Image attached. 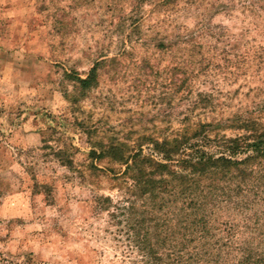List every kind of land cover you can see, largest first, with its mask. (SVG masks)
Instances as JSON below:
<instances>
[{"label": "rangeland", "instance_id": "rangeland-1", "mask_svg": "<svg viewBox=\"0 0 264 264\" xmlns=\"http://www.w3.org/2000/svg\"><path fill=\"white\" fill-rule=\"evenodd\" d=\"M234 116L264 127V0H0V264H145L99 148ZM219 214L190 264H231Z\"/></svg>", "mask_w": 264, "mask_h": 264}, {"label": "trees", "instance_id": "trees-1", "mask_svg": "<svg viewBox=\"0 0 264 264\" xmlns=\"http://www.w3.org/2000/svg\"><path fill=\"white\" fill-rule=\"evenodd\" d=\"M95 77L93 66L78 78L81 88L90 87ZM230 121L228 127L245 133L210 137L212 124H187L172 136L150 138L151 154L140 146L123 150L120 143L99 148V158L108 154L124 165L116 178L129 194V205L119 208L129 212L141 202V216L133 222L146 228L140 238L145 264H190V244L220 227L224 210L230 263L264 264V127L251 116Z\"/></svg>", "mask_w": 264, "mask_h": 264}]
</instances>
